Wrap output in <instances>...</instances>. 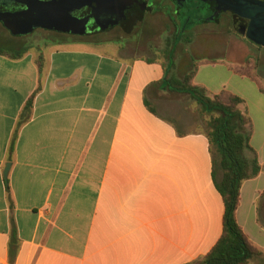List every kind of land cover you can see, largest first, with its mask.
I'll list each match as a JSON object with an SVG mask.
<instances>
[{
  "label": "crops",
  "instance_id": "crops-1",
  "mask_svg": "<svg viewBox=\"0 0 264 264\" xmlns=\"http://www.w3.org/2000/svg\"><path fill=\"white\" fill-rule=\"evenodd\" d=\"M0 33L9 52L23 49L24 39L1 25ZM122 43L72 40L45 56L43 89L13 151L39 86L38 53H0V264H189L220 240L215 151L175 100L186 94L162 84L175 60ZM217 67L206 61L197 72ZM230 67L242 91L199 84L198 73L194 84L246 102L261 173L243 183L236 218L263 252L250 264H264V92ZM13 227L19 243L11 247Z\"/></svg>",
  "mask_w": 264,
  "mask_h": 264
},
{
  "label": "flooded vegetation",
  "instance_id": "flooded-vegetation-1",
  "mask_svg": "<svg viewBox=\"0 0 264 264\" xmlns=\"http://www.w3.org/2000/svg\"><path fill=\"white\" fill-rule=\"evenodd\" d=\"M231 4L229 0H0V25L9 22L17 30L29 29L17 36L22 39L38 33L44 41L60 44L132 42L141 52L149 51L150 43L168 46L183 36L201 35H234L264 49L248 39L250 20L228 10Z\"/></svg>",
  "mask_w": 264,
  "mask_h": 264
},
{
  "label": "trees",
  "instance_id": "trees-1",
  "mask_svg": "<svg viewBox=\"0 0 264 264\" xmlns=\"http://www.w3.org/2000/svg\"><path fill=\"white\" fill-rule=\"evenodd\" d=\"M181 42L190 43L191 39L183 36L179 42L171 43L166 51L168 58L174 59L175 50ZM48 49L49 47L46 49L31 47L12 53L0 49L1 54L13 59H21L33 50L38 53L36 63L40 76L39 86L27 101L21 114L11 142V151L14 150L19 129L29 121L35 100L43 89L42 79L46 70L44 53ZM199 66L200 64L196 65L191 73L182 80L174 77L169 78L167 75V78L162 82L170 92L189 95L209 117L210 129L207 136L215 151L214 175L216 176L218 172L221 174V179L216 182V187L225 205L223 234L206 256L189 264H250L252 259L262 256L263 252L249 241L237 222L236 213L240 204L243 183L256 178L261 173L258 156L251 147L253 122L243 99L226 91L220 95L212 96L206 88L194 84ZM171 67H174V64ZM230 68L240 76H247L257 81L261 91L264 92V87L252 73H242L233 66ZM167 71L169 74L171 68ZM18 243L17 229L13 227L10 245L12 247Z\"/></svg>",
  "mask_w": 264,
  "mask_h": 264
},
{
  "label": "rangeland",
  "instance_id": "rangeland-1",
  "mask_svg": "<svg viewBox=\"0 0 264 264\" xmlns=\"http://www.w3.org/2000/svg\"><path fill=\"white\" fill-rule=\"evenodd\" d=\"M6 30V29H5ZM6 33L7 30H6ZM4 35L5 33H0ZM43 35V34H42ZM10 37H13L9 34ZM191 36V34H188ZM41 34H36L24 38L22 41L23 48H41L49 49L44 53L45 56H49L54 50L61 48L62 44L44 41ZM187 37V36H186ZM49 42V43H48ZM71 44V41H67ZM66 43V42H65ZM63 43V44H65ZM125 42L122 43L124 45ZM150 47L147 48V52L138 51V56L159 58L164 61L166 58V51L169 48L164 46L163 43L154 42L150 43ZM156 46V48H154ZM100 51L112 53V49L108 47H94ZM0 49L5 51H13V47L10 45H4L0 41ZM157 49L158 51H156ZM156 51V52H155ZM131 54V52H130ZM165 55V56H164ZM175 66L170 71L169 77L182 80L196 67V65L204 63L206 61L219 62L223 67L207 68L200 72H197L196 82L199 84H212L218 88H225L227 91L230 89L242 91L243 84L239 79L233 78L231 73L227 71L228 66H234L242 73H252L264 87V49L251 45L243 38H237L234 35L230 36H211L201 35L191 38L190 43L181 42L174 55ZM167 64V60L164 61ZM176 99L182 105L186 111L189 110V114L192 123V129L202 128L205 132H209V117L202 111L200 105L195 101H191L186 95H175ZM263 256V255H262ZM260 256V257H262ZM257 257V258H260Z\"/></svg>",
  "mask_w": 264,
  "mask_h": 264
},
{
  "label": "water",
  "instance_id": "water-1",
  "mask_svg": "<svg viewBox=\"0 0 264 264\" xmlns=\"http://www.w3.org/2000/svg\"><path fill=\"white\" fill-rule=\"evenodd\" d=\"M66 1V0H65ZM232 4L228 7L232 13L250 20V26L247 31V37L250 41L264 48V3L258 0H229ZM22 20V19H21ZM14 36L26 35L29 29L17 30L6 22L4 25ZM16 29V30H15ZM31 30V29H30ZM69 32V29L62 30ZM11 168V164H7L5 170V179Z\"/></svg>",
  "mask_w": 264,
  "mask_h": 264
}]
</instances>
